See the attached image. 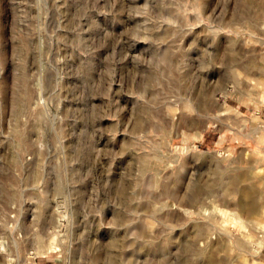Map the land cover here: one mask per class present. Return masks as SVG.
<instances>
[{
	"label": "rangeland",
	"instance_id": "obj_1",
	"mask_svg": "<svg viewBox=\"0 0 264 264\" xmlns=\"http://www.w3.org/2000/svg\"><path fill=\"white\" fill-rule=\"evenodd\" d=\"M0 264H264V0H0Z\"/></svg>",
	"mask_w": 264,
	"mask_h": 264
}]
</instances>
